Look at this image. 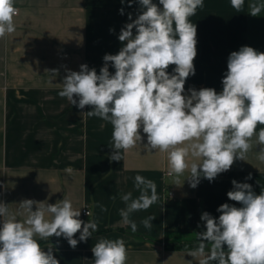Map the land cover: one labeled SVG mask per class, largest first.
I'll list each match as a JSON object with an SVG mask.
<instances>
[{"label": "crops", "instance_id": "crops-1", "mask_svg": "<svg viewBox=\"0 0 264 264\" xmlns=\"http://www.w3.org/2000/svg\"><path fill=\"white\" fill-rule=\"evenodd\" d=\"M153 3L159 6V0ZM251 4L264 0H244L241 12L230 0H204L203 8L190 17L198 42L195 74L186 80L185 94L190 88L222 92L228 57L242 46L264 52V9L253 17ZM15 7L16 30L0 38V201L8 205L9 214L23 222L27 213L19 206L22 200L54 204L64 198L80 209L79 219L96 220L98 230L75 249L63 237H36L45 251L53 246L59 264H94L92 248L101 238L124 240L126 264H199L201 257L188 255L195 249H171L165 243L197 242L196 233L206 230L203 212L218 219L221 204L241 207L227 196L232 180L251 184L257 195L264 191V162L258 159L264 147L258 133L264 125L257 126L245 161L237 159L213 182L201 177L196 188L186 179L190 169L178 180L168 175L167 153L148 151L142 129L140 144L121 149L122 160L112 161V125L87 116L90 106L81 110L58 93L66 69L79 71L87 64L99 74L104 55L119 52L124 45L118 36L131 22L128 15L136 19L141 12L138 0L131 6L129 0H15ZM174 68L170 65L167 72L174 74ZM109 71L115 72L111 64ZM188 162L200 161L189 156ZM69 166L71 174L64 171ZM249 173L252 179L247 180ZM136 175L156 183L159 200L130 214L137 224L133 233L119 212L126 207L123 194L131 192L133 199L140 195ZM86 205L91 216L83 212ZM149 216L156 217L151 229L141 223ZM74 238L79 239V233Z\"/></svg>", "mask_w": 264, "mask_h": 264}, {"label": "clouds", "instance_id": "clouds-1", "mask_svg": "<svg viewBox=\"0 0 264 264\" xmlns=\"http://www.w3.org/2000/svg\"><path fill=\"white\" fill-rule=\"evenodd\" d=\"M132 2L129 0V6ZM230 2L237 12L243 11L244 0ZM138 3L141 12L136 19L129 14L131 22L120 30L118 39L124 46L119 52L104 55L99 74L87 64H81L79 71L66 69L58 94L81 110L90 106L87 116L112 125L110 160H122L121 149L140 144L142 129L148 151L167 153L168 175L178 180L190 169L186 179L192 188L201 177L213 182L237 159L245 161L257 126L264 125V52L242 46L228 57L222 92L190 88L185 94V82L195 74L198 42L197 26L190 17L203 8L204 0H159V6L153 0ZM262 9L264 4H251L250 15L256 17ZM18 11L15 0H0V38L16 30ZM170 65H175L174 74L167 72ZM258 143L264 145V127L259 130ZM189 156L200 162L189 165ZM258 159L264 162V147ZM64 171L71 174L74 169L69 166ZM246 179H252V174ZM231 183L233 190L227 196L242 206L221 204L218 219L203 212L200 219L206 230L196 233L198 245L188 255L201 257L199 264H264V191L257 195L249 183ZM134 186L140 195L133 199L131 192L123 194L126 207L119 212L133 233L137 224L129 219L130 214L147 210L159 200L153 180L136 175ZM19 206L27 213L23 222L10 215L8 205L0 201V264H59L53 246L45 251L37 236L63 237L75 249L98 230L96 220L79 219L80 209L68 199L54 204L24 199ZM46 214L51 218L46 219ZM155 218L149 216L141 223L151 229ZM77 233L79 239L74 238ZM92 252L94 264H126L128 258L123 239L101 238Z\"/></svg>", "mask_w": 264, "mask_h": 264}, {"label": "trees", "instance_id": "trees-1", "mask_svg": "<svg viewBox=\"0 0 264 264\" xmlns=\"http://www.w3.org/2000/svg\"><path fill=\"white\" fill-rule=\"evenodd\" d=\"M198 245L197 242H166L165 246L171 249H195Z\"/></svg>", "mask_w": 264, "mask_h": 264}, {"label": "built area", "instance_id": "built-area-1", "mask_svg": "<svg viewBox=\"0 0 264 264\" xmlns=\"http://www.w3.org/2000/svg\"><path fill=\"white\" fill-rule=\"evenodd\" d=\"M83 212H84V214H85V215H87V213H88V212H90V213H91V210H90V208H89V206H88V205H86V206L84 207V210H83Z\"/></svg>", "mask_w": 264, "mask_h": 264}]
</instances>
